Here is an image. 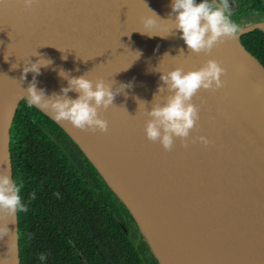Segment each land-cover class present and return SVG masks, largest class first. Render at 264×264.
Segmentation results:
<instances>
[{"label": "water", "instance_id": "1", "mask_svg": "<svg viewBox=\"0 0 264 264\" xmlns=\"http://www.w3.org/2000/svg\"><path fill=\"white\" fill-rule=\"evenodd\" d=\"M151 12L168 20L171 0H35L31 7L0 0V58L24 67L50 60L36 77L53 92L67 86L57 75L61 69L113 88L131 83L112 106L99 110L106 132L57 122L34 107L85 153L159 264H264V65L241 41L264 32V20L197 54L189 52L171 19L158 20L152 36L142 32V19ZM209 59L225 70L223 86L192 98L199 118L189 137L174 139L170 150L149 141L146 109L170 94L165 88L153 99L163 86L161 73L196 70ZM15 100L0 106V172L13 179L11 130L27 98ZM0 224L10 230L0 238V261L21 264L19 213Z\"/></svg>", "mask_w": 264, "mask_h": 264}, {"label": "clouds", "instance_id": "2", "mask_svg": "<svg viewBox=\"0 0 264 264\" xmlns=\"http://www.w3.org/2000/svg\"><path fill=\"white\" fill-rule=\"evenodd\" d=\"M22 3L25 7H31L35 0H22ZM151 13V16L142 19L145 28L142 32L152 36L156 33L151 29L157 25L158 20L171 19L189 52L197 54H208L221 38L235 37L248 26L232 19L228 0H171L168 20H161L154 12ZM178 52L180 55L184 50L179 49ZM139 55L137 52L136 57ZM51 63L50 60L41 58L34 63H26L22 69L21 80L25 79L27 73H33V79L25 91L29 106L47 111L57 122L67 121L74 127L89 132H106L107 122L100 117L99 110L112 106L115 96L125 88H130L131 83L113 88L102 79L94 82L85 75L71 76L61 69L57 75L66 80L67 86L61 87L59 92L46 95L43 88H37L36 76L40 75L42 67ZM224 71L217 61L209 59L196 70L185 72L177 67L161 73L159 78L163 86L157 88L153 99L165 88L170 94L164 97L163 103H152L146 109L149 117L144 128L146 138L152 142L158 141L164 150L171 149L174 139L185 141L199 118L198 108L191 102L192 98L200 90L214 91L221 88ZM70 92L77 94L75 98L68 95ZM143 104L145 105L144 102ZM197 139L205 145L209 143L204 136ZM20 193V185L7 172H0V218L14 217L18 211L26 210ZM9 232L7 224H0V238L7 236ZM44 259L42 254L40 260ZM0 264L4 262L0 261Z\"/></svg>", "mask_w": 264, "mask_h": 264}, {"label": "trees", "instance_id": "3", "mask_svg": "<svg viewBox=\"0 0 264 264\" xmlns=\"http://www.w3.org/2000/svg\"><path fill=\"white\" fill-rule=\"evenodd\" d=\"M248 2L253 11H264V0ZM241 41L264 65V32L255 30L243 35ZM32 111L46 117L42 111L24 101L12 126V161L22 177L21 193L24 195L32 187L30 173L45 168L47 159L54 160L60 156L58 145L42 131L41 121ZM48 120L54 124L49 118ZM57 129L67 137L61 128ZM96 174L93 220H88L95 238L79 217L68 213V207H72L69 197L76 200L88 188L78 172L73 183L70 180L65 181L64 214L55 212L51 215L42 201L23 198L26 210L18 211L21 264H83L73 246L78 247L88 264H105L98 250L99 244L110 252L113 264H158L146 241L137 239L138 230L131 214L108 188L99 173ZM67 182L71 186L66 185ZM85 206L88 212L87 205ZM119 221L124 224L126 231ZM42 254L45 256L43 261L40 260Z\"/></svg>", "mask_w": 264, "mask_h": 264}, {"label": "flooded vegetation", "instance_id": "4", "mask_svg": "<svg viewBox=\"0 0 264 264\" xmlns=\"http://www.w3.org/2000/svg\"><path fill=\"white\" fill-rule=\"evenodd\" d=\"M228 2L232 13V19L241 24H247L248 25L247 27H252L257 23L256 16L264 15V11L261 12L253 11L252 8L250 7L248 0H228ZM32 113H34V116L41 121V126L40 124L38 125L42 127L43 129L42 131L45 134H47V136L52 138L54 143L58 145L60 150V156L54 160L47 159L45 168L41 169L40 171H34V172L32 171L30 173L29 181H30V186L32 187L30 190L28 191L26 190L27 193L25 195L20 193L22 201H24L23 198H27L30 201H42L43 202L42 204H45L46 211L51 215H54L55 212L56 214L59 215L64 214V202H65L64 196L66 192L65 181L70 180L73 183V178L76 179L75 174L78 172L82 176L84 183H87L88 188L87 190L85 189L84 192H82V194H80L81 196L75 198L77 201L74 200L73 197H69V200L71 202L70 204L72 205V207L71 206L68 207V213L71 212L73 213L74 216L79 217L83 221V223L87 225V228L89 230L88 232L95 238V235L92 231V227L89 226L90 221L88 220H93L92 212L95 208V200H96L95 195H96V184H97L96 172L98 173L97 169L91 163V161L88 159L85 153L77 146V144L54 120H52L50 117L45 115L43 112L42 113L46 117H43L41 114H39L36 111H32ZM47 117L57 127L61 128L66 133L67 137L61 131H58L57 127L54 124H52ZM11 136H12L11 137V146H12V138H13L12 130H11ZM14 180L20 185V187L22 186L23 184L22 177L20 173L16 171L15 168H14ZM66 185L71 186L69 182H67ZM67 188L69 189L70 187ZM57 193L58 195H56ZM77 202H79L80 204H77ZM85 205H87L88 212L85 209L86 208ZM83 207L84 209H82ZM134 223L136 225L135 221ZM137 230H138L137 239H139L140 241L143 238H141L139 235L138 227ZM73 248L75 251L76 248L78 249V247L76 246H73ZM98 250L105 264H107V261L111 259L110 252L100 244L98 245ZM152 256L154 257L153 254Z\"/></svg>", "mask_w": 264, "mask_h": 264}, {"label": "bare ground", "instance_id": "5", "mask_svg": "<svg viewBox=\"0 0 264 264\" xmlns=\"http://www.w3.org/2000/svg\"><path fill=\"white\" fill-rule=\"evenodd\" d=\"M0 68L3 71L0 73V106H9L11 102L20 98H27L26 89L29 82L33 79L31 72L27 73L25 79L21 80L23 65L16 62L15 59L9 56L0 58ZM37 88H43L46 95L53 91L43 85L36 77ZM15 100V101H16Z\"/></svg>", "mask_w": 264, "mask_h": 264}, {"label": "rangeland", "instance_id": "6", "mask_svg": "<svg viewBox=\"0 0 264 264\" xmlns=\"http://www.w3.org/2000/svg\"><path fill=\"white\" fill-rule=\"evenodd\" d=\"M256 18H257V22L261 21V20H264V15H258V16H256ZM107 264H113L111 259L107 261Z\"/></svg>", "mask_w": 264, "mask_h": 264}]
</instances>
